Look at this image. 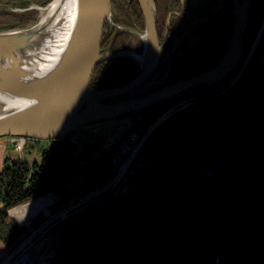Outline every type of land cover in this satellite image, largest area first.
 Here are the masks:
<instances>
[{
  "label": "trees",
  "instance_id": "trees-1",
  "mask_svg": "<svg viewBox=\"0 0 264 264\" xmlns=\"http://www.w3.org/2000/svg\"><path fill=\"white\" fill-rule=\"evenodd\" d=\"M154 2L162 42L168 13L179 10L181 0ZM111 14L101 50H141V41L134 45L137 36L120 27L126 22L145 29L139 1L111 0ZM233 23L232 0H221L194 22L186 12L173 15L168 50L151 76L174 77L150 90L216 63L229 45ZM186 34L198 36L196 43L186 46L179 59H168ZM244 39L241 60L223 81L196 85L128 113L135 116L133 128L144 130L171 109L139 147L131 163L139 165L114 188L106 185L117 170L111 158L119 142L106 147L103 134L80 140L77 152L66 134L39 148L34 159L6 158L0 170V241L17 245L42 210L75 194L86 198L71 210L70 221L53 240L56 254L45 264H264V0H251ZM140 71L127 55L102 60L90 88L125 83ZM231 97L233 102L210 116Z\"/></svg>",
  "mask_w": 264,
  "mask_h": 264
},
{
  "label": "water",
  "instance_id": "water-1",
  "mask_svg": "<svg viewBox=\"0 0 264 264\" xmlns=\"http://www.w3.org/2000/svg\"><path fill=\"white\" fill-rule=\"evenodd\" d=\"M138 1L144 13V34L147 35V40L144 38L142 52L132 48L102 52L101 42L104 25L106 20L111 19V0H80V12L76 32L68 46L69 50L67 49L68 53L65 57L66 60L64 59L63 66L45 84L34 88L21 85H13L10 88L18 93L37 94L43 97L27 109L0 115V137L23 136L26 139L51 140L70 134L76 137V139L82 140L83 137L79 136L77 128L84 123L128 114L131 111L151 106L166 98H171L199 84L209 85L221 82L232 73L233 69L240 62L245 44L248 41V39H244V35L249 26L251 0H232L234 23L231 39L224 54L212 66L197 74L164 84L138 95H132L119 100L104 101V99L134 90L153 73L158 66L163 47L167 40L172 16L182 15L186 10V1L181 0V8L179 10L169 11L166 20L165 37L160 42L157 33V9L154 0H152L153 13L151 14L145 10L143 1ZM127 30L135 31L133 28ZM143 35L142 38L144 37ZM20 41L19 37H7L3 41H0V46L4 44H19ZM142 54L146 55L145 60L139 58ZM125 55L134 58L140 64L141 71L138 75L119 85L100 89L90 88L96 65L100 61ZM241 70L242 68L233 75L229 80V84L235 83ZM8 87L5 83H0V89ZM170 110L167 111L170 113ZM122 140L119 141L112 158L117 153ZM112 158L111 162L117 167V170L113 178L106 185L109 188L119 185L121 180L116 184L113 182L118 172V166L112 161Z\"/></svg>",
  "mask_w": 264,
  "mask_h": 264
},
{
  "label": "rangeland",
  "instance_id": "rangeland-1",
  "mask_svg": "<svg viewBox=\"0 0 264 264\" xmlns=\"http://www.w3.org/2000/svg\"><path fill=\"white\" fill-rule=\"evenodd\" d=\"M52 1L53 0H27L26 4H20L19 1L16 0H0V32L11 30H23L39 25V23L44 18H46L47 7ZM220 2L221 0H192L186 6V15L190 22H194L195 20H198L213 12L220 4ZM8 14L9 16L11 15L13 18L8 19ZM110 17L113 20L112 14ZM120 23L121 28L124 30L133 28L130 24H127L126 22ZM10 24H16L17 26L7 28V26ZM134 30L135 31H128H131L137 36L136 38L134 37L135 46L138 47V43L140 41L142 42L141 50H137L139 52H142L144 48V41L142 35L145 33V29L143 31H138L136 29ZM47 31V28L43 27L42 29L38 30L39 33L36 34H40V36L42 35L44 37H53V35L49 33V31ZM105 51L107 50H103L102 52ZM163 80L164 79L156 80L155 76L153 75L147 81H145L143 85L150 86V84L152 83L158 84ZM231 85L233 84H228V86L226 87H230ZM141 93L144 92H140L138 94ZM233 101L234 98L231 97L224 104L218 105L214 110H212L210 116L218 114L223 107L227 106ZM174 108H177V106L175 105ZM163 114L159 117L160 119H162ZM134 120L135 116L132 114H125L121 116H113L110 118L94 120L80 125L77 128V133L83 138L103 134L105 146L110 147L114 142H119L131 133V130L133 129ZM70 136L72 142L74 143L75 151L77 152L78 150H81V141L79 139H76V137L72 135ZM51 143V140L47 139L36 140L35 138H30L26 141L24 148L17 152L19 156H24L23 154L26 153L27 155H31L30 159H34L38 157L39 148H42ZM138 165L139 162H134L128 167L127 172L133 170ZM85 198L86 197L80 198V196L72 194L66 199L52 204L48 210H42L40 212L41 216L35 219L32 224L29 223V225H26V228L24 229L23 233L17 238V252L15 251L16 253L14 252L9 258L17 257L18 259H20L21 256L22 260H24L23 264H45V262L52 259L56 254L53 240L56 238V236L59 235V232L63 228H65L68 222L70 221L71 210ZM17 221L19 224H21L18 219ZM7 247V245L0 241V263L2 262V258L6 254H4V252L7 251ZM12 247L13 246H10L8 251H11ZM31 247H34L32 249V251L34 252L32 253L30 251Z\"/></svg>",
  "mask_w": 264,
  "mask_h": 264
},
{
  "label": "bare ground",
  "instance_id": "bare-ground-1",
  "mask_svg": "<svg viewBox=\"0 0 264 264\" xmlns=\"http://www.w3.org/2000/svg\"><path fill=\"white\" fill-rule=\"evenodd\" d=\"M142 1L145 10L153 13L152 0ZM79 12L80 0H53L47 7L46 18L39 25L0 32V41L7 37L21 39L19 44L3 43L0 46V83L9 86L0 89V115L27 109L42 99V95L18 93L10 88L13 85L34 88L56 75L66 60L68 46L76 32ZM43 27L53 37L36 34ZM143 36V41L144 38L147 40V35ZM139 58L145 60L146 55L142 54Z\"/></svg>",
  "mask_w": 264,
  "mask_h": 264
},
{
  "label": "built area",
  "instance_id": "built-area-1",
  "mask_svg": "<svg viewBox=\"0 0 264 264\" xmlns=\"http://www.w3.org/2000/svg\"><path fill=\"white\" fill-rule=\"evenodd\" d=\"M168 114H169V111L165 112L162 116V119L158 118L147 129L143 130L142 127L134 128L131 131L130 135L121 141L117 153L112 158V161L118 166L117 175L113 179L114 184L118 183L122 175L126 172L128 166L130 165L131 161L136 155L139 147L141 146L145 138L148 136L150 131L156 125H158L159 122L163 120ZM12 137H14L12 140L14 144V148L17 151L22 150L28 139H26L23 136H12ZM23 262L24 260H22V257L20 256V259H18L17 257L9 258L3 264H23Z\"/></svg>",
  "mask_w": 264,
  "mask_h": 264
},
{
  "label": "crops",
  "instance_id": "crops-1",
  "mask_svg": "<svg viewBox=\"0 0 264 264\" xmlns=\"http://www.w3.org/2000/svg\"><path fill=\"white\" fill-rule=\"evenodd\" d=\"M13 138L12 136H1L0 137V170L3 168L6 158L8 157H12V158H16L19 157V154L17 152V150L14 148V144H13ZM28 151V150H27ZM24 156L28 157L30 159L31 155H27L26 153L23 154ZM34 158V157H33ZM1 206V203H0ZM19 242V241H17ZM11 249V251H8V249L10 248V246H8L7 251L4 252V257L2 258V262L0 264H3L18 248L15 245V243L13 245ZM17 248V249H16ZM34 247H31V253L34 252L32 251ZM1 257V256H0Z\"/></svg>",
  "mask_w": 264,
  "mask_h": 264
},
{
  "label": "flooded vegetation",
  "instance_id": "flooded-vegetation-1",
  "mask_svg": "<svg viewBox=\"0 0 264 264\" xmlns=\"http://www.w3.org/2000/svg\"><path fill=\"white\" fill-rule=\"evenodd\" d=\"M186 6H187V4H186ZM185 12H186V10H185ZM186 36H188V34H186ZM186 36H183V39L182 40H180L178 43H176V45H174L172 48H171V50H170V52H171V54L169 53V58L168 59H176V58H180L183 54H184V52H185V47L186 46H188V45H190V44H192L193 42H195L196 43V40L198 39V36H191V37H186ZM167 41V40H166ZM181 42V45L179 44ZM166 43V42H165ZM187 43H189V44H187ZM185 44H187V45H185ZM177 45H180V46H178L177 47ZM183 46V48H180V47H182ZM165 48H166V51L168 50V48L167 47H165V45H164V47H163V50H165ZM177 49V50H176ZM180 49V50H179ZM179 50V52H177ZM162 53H163V51H162ZM177 71H179V69L177 70ZM176 71V72H177ZM175 73V72H174ZM173 73V74H174ZM152 75V74H151ZM151 75L146 79V80H144L139 86H137L134 90H133V92H132V94L133 95H136V94H138V93H140V92H146V90H149L150 88H152V87H154L155 86V84L156 83H152V84H150V86L148 85H143V83L145 82V81H147L150 77H151ZM169 77V79H172L173 77H174V75H171L170 76V74L168 75V73H166L165 75H164V77H163V79H165V78H168ZM209 85H215V83H212V84H209ZM143 87H145V88H143ZM179 95V94H178ZM175 96H177V95H175ZM105 101V100H104Z\"/></svg>",
  "mask_w": 264,
  "mask_h": 264
}]
</instances>
